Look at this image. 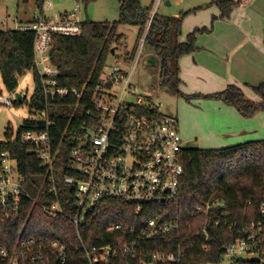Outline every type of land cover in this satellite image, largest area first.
Segmentation results:
<instances>
[{"label": "trees", "instance_id": "trees-1", "mask_svg": "<svg viewBox=\"0 0 264 264\" xmlns=\"http://www.w3.org/2000/svg\"><path fill=\"white\" fill-rule=\"evenodd\" d=\"M34 1L36 9L41 11L46 0ZM83 1L88 6L96 0ZM118 1V21L108 23L87 20L79 36L52 37L49 59L59 71V85L72 89L89 83L90 93L88 92L83 100V107L76 112L75 101L71 99L54 100L46 104L38 75L33 71L34 32L0 31V74L5 88L14 92L18 87V79L15 76L20 78L32 71L36 88L29 102L30 109L39 113L48 109L49 119L56 123L52 129L54 147L65 137L60 156L63 160L57 164L61 173L55 175L57 191L63 199L62 205L72 192L62 182L64 175H68L64 167L70 149V136L80 123L87 120L89 96L100 84L110 60L124 59L130 62L137 56L140 43L145 39L143 48L148 47L149 55L158 57L160 61L161 85L170 86L175 94L189 100V96L180 90L179 61L197 51L199 33L209 32L207 28L196 29L182 41L184 16L173 18L156 12L152 17L153 10L142 5L141 0ZM242 1L214 0L213 4L219 8L220 18L223 19L229 18ZM123 26L137 28V41L131 54L119 56L117 51L126 48L125 35L120 32ZM112 50H115L114 54ZM254 89L261 97L258 103L245 99L242 90L234 85L228 86L218 94L196 97L222 101L237 109L243 117L251 118L264 111V85ZM74 112L76 124H72L68 132H65ZM34 125L43 129L46 124L44 121H26L19 136ZM2 153H9L16 162L17 172L24 178L25 190L30 197L22 198L19 217L6 220L0 213V246L13 248L23 233L25 237L57 238L70 248H76L79 244L78 236L71 220L65 217L49 218L43 212L42 207L50 206L56 199L50 194L49 185L44 182L46 173L40 166L33 146L23 144L19 137L16 140L0 142V156ZM180 156L184 176L180 195L174 202L151 208L150 213L146 210V213L136 214L135 208L130 205L115 200H103L80 229L83 241L89 247L117 246V240L123 236L128 238L129 234L111 229L112 226L123 225L128 231L139 230L149 219L160 215L163 221L178 222L179 234H174L169 239L143 240L136 257H119L110 264H152V255L155 252L176 255L181 252L179 264L220 263L224 248L233 244L236 239L244 237L252 222L262 220L259 207L264 202V140L220 149L184 148ZM34 200L37 204H34ZM248 202H251V205H248ZM68 206L64 203V208H69ZM208 207L207 213L195 214L196 209L205 210ZM190 241L194 243L191 244ZM0 264L4 263L0 261ZM68 264L89 262L84 254L78 253Z\"/></svg>", "mask_w": 264, "mask_h": 264}, {"label": "built area", "instance_id": "built-area-1", "mask_svg": "<svg viewBox=\"0 0 264 264\" xmlns=\"http://www.w3.org/2000/svg\"><path fill=\"white\" fill-rule=\"evenodd\" d=\"M162 0H158L152 17ZM51 4L45 3L37 11L32 22L20 24L15 20L18 31H30L35 34L33 71L40 81L46 104L50 101L71 99L75 101V112L83 107L82 102L88 95L89 83L79 88H66L59 85L58 69L49 59L52 37L55 35L75 37L83 30L84 22L79 20V6L72 12L48 15ZM145 39L136 56L134 66L128 60L118 59L105 69L100 84L89 96L87 120L80 123L70 136V149L64 167L68 175L62 182L72 187L70 197L62 198L57 191L56 174L62 154L65 137L54 147L52 129L56 126L48 117L49 111L39 113L30 120L44 121L45 127L33 128L18 134L23 144L31 145L40 166L45 170V183L56 201L43 206L44 214L53 219L65 217L74 224L78 245L72 249L57 238L25 237L22 233L13 248L0 246V261L4 264H68L78 254H84L89 264H110L114 259L134 258L141 248L143 240L156 238L169 239L179 234L178 222L163 221L160 215L148 220L139 230H126L123 225L111 229L122 230L129 234L117 240V246L89 247L81 238L82 229L88 216L103 200H115L135 208L136 214L150 213L151 208L171 204L180 195L184 166L181 162L183 140L180 135L179 121L176 117L161 113L162 106L145 102L135 96L131 89V80L135 66L142 57ZM19 79V76H15ZM121 89L117 96L115 91ZM132 94L137 98L135 104L124 102L123 97ZM0 103L7 108L17 105L15 91L9 97L0 95ZM71 116L66 131L74 126ZM23 197H30L25 190V180L17 172V165L9 153L0 156V213L6 220L20 216ZM37 204V201H33ZM251 205V202H248ZM223 207V205H221ZM207 209L198 208L195 214L207 213ZM259 211L262 220L252 222L240 237L223 251L218 264H264V202ZM193 244V241H190ZM181 261V252H155L152 264L176 263ZM250 263H246V262ZM211 264V263H200Z\"/></svg>", "mask_w": 264, "mask_h": 264}, {"label": "rangeland", "instance_id": "rangeland-1", "mask_svg": "<svg viewBox=\"0 0 264 264\" xmlns=\"http://www.w3.org/2000/svg\"><path fill=\"white\" fill-rule=\"evenodd\" d=\"M243 1L234 9L229 18L223 19L220 18L219 8L213 4L214 0H171V7L162 3L157 8L158 14L162 16L173 18L184 16L182 41H185L187 35L196 29L207 28L209 31L199 33L196 43L197 51L182 58L184 82L188 87L181 88V82L180 90L189 96V100L175 94L170 86L161 85L160 64L155 68L145 64V58L150 54L148 47L142 49V57L135 66L131 80V89L135 91V96L142 97L145 102L152 105H161V113L178 119L184 148L220 149L264 139V111L258 112L251 118H246L237 109L222 101L196 97L203 94H218L228 86L234 85L242 90L245 99L255 103L261 101V97L254 88L264 85V65L262 67L264 56L261 55V50L251 44L250 36L244 35L242 39L239 36L236 39L234 34L239 30L256 31L258 27L264 28V0H250L241 8L243 10L241 14H243L240 16L244 17L243 21L249 25V29H242V21L237 17L240 13L238 9L244 3ZM46 3L51 4V9L46 11L51 16L72 12L76 6H79L77 14L79 20L83 22L90 20L114 23L120 18L118 0H96L88 6L83 0H46ZM141 3L151 7L152 10L156 7L154 0H141ZM37 11L34 0H0V31L16 29V18L23 21L32 19ZM252 12L255 13L254 16L250 15ZM120 32L125 35L126 48L117 51V54L119 56L129 55L136 46L138 30L134 27L123 26ZM231 32H233V40L230 38L224 40L227 33ZM222 36L223 50L226 53L223 55V70L220 55L210 56L206 50L219 46ZM141 44L142 42L140 47ZM250 47H252L251 53L246 54V50ZM220 49L216 48L214 52ZM252 56L263 61L260 65H254L251 62ZM136 59L135 57L131 60L129 65L134 66ZM114 61L115 59H111L109 63L112 64ZM258 73H261L263 77H258ZM207 77H212L215 81ZM196 81L200 82L199 89L192 87ZM35 88L34 74L32 71L27 72L18 79V87L15 90V93L26 95L25 101L11 108L0 103V142L15 139L24 123L35 116L29 106ZM194 90H199V93L203 94H198ZM210 92L217 93L209 94ZM11 93L5 88L0 74V95L9 97ZM114 94L119 96L121 89L115 91ZM135 96L126 94L123 100L135 104L137 101ZM67 188L72 190V187Z\"/></svg>", "mask_w": 264, "mask_h": 264}, {"label": "crops", "instance_id": "crops-1", "mask_svg": "<svg viewBox=\"0 0 264 264\" xmlns=\"http://www.w3.org/2000/svg\"><path fill=\"white\" fill-rule=\"evenodd\" d=\"M154 1H156V4H157V1L158 0H154ZM182 2V1H181ZM180 2V3H181ZM244 3L239 7V9L238 10H240V13H239V16L237 15V17H238V20H240V21H242L241 22V28L242 29H249V25L248 24H245L244 23V21H243V19H244V17H242V16H240V15H242L241 14V12L243 11L241 8L242 7H244L245 5H247L249 2H250V0H244L243 1ZM164 4L165 6H167V7H171L172 6V3H171V0H162V2L160 3V5L161 4ZM178 3V2H177ZM159 5V6H160ZM237 10V11H238ZM65 13H68V12H65ZM65 13H61V14H65ZM234 14H235V12H234ZM254 12H252V13H250V15L251 16H254ZM34 16H35V14L33 15V18L32 19H28V20H20L19 18H16L17 20H18V22H20L21 24H27V23H30V22H32L33 21V19H34ZM259 29L258 30H256V31H254V30H251V31H248V30H242V31H238V32H236L234 35H236L235 36V38L236 39H238V37L240 36V39H242V37L244 36V35H246L247 37H249L250 36V39H251V44L254 46V47H256L258 50H261V55H263L264 56V53H262V51L264 52V28L263 27H258ZM263 30V31H262ZM233 32H231V33H227V35H226V37L224 38V40H226V39H228V38H230L231 40H233ZM211 39V38H210ZM223 36L221 37V42H220V45L219 46H216L214 49H211V50H208V49H206L207 50V52H208V54L210 55V56H214V57H216L218 54L220 55V62H221V66H222V70H223V55H225L226 53H225V51L223 50ZM227 44V43H226ZM216 48H221L220 50H218V51H216V52H214V50L216 49ZM251 50H252V47H250L248 50H246V54H247V52H250L251 53ZM194 54V53H193ZM183 58V57H182ZM182 58L180 59V61H179V66H180V73H179V79L181 80V82H182V85H181V88H185V87H188V85L184 82L185 81V76H184V72H183V69H182V66H181V63H182ZM261 61H263L262 59H261ZM261 61H260V58H254L253 56L251 57V62H252V64H254V65H260V63H261ZM263 65H264V62L262 63V67H263ZM221 70V71H222ZM216 73V72H215ZM217 74V73H216ZM259 76H261V77H263L262 75H261V73H258V77ZM208 79H212V80H214V78H212V77H207ZM264 78V77H263ZM215 81V80H214ZM199 86H200V82L199 81H196L195 82V84L192 86L193 87V89H195V88H198L199 89ZM195 91V90H194ZM196 93H198V94H203L202 92L201 93H199V90H197V91H195ZM213 93H217V92H210L209 94H213ZM203 95H207V94H203ZM221 102V101H220ZM261 140H264V139H261ZM259 141V140H258ZM253 142V141H252ZM246 143V142H245ZM229 147H231V146H229Z\"/></svg>", "mask_w": 264, "mask_h": 264}, {"label": "water", "instance_id": "water-1", "mask_svg": "<svg viewBox=\"0 0 264 264\" xmlns=\"http://www.w3.org/2000/svg\"><path fill=\"white\" fill-rule=\"evenodd\" d=\"M114 53H115V50H112V54H114ZM145 64L149 67L155 68V67L159 66L160 61H159L158 57H156L154 55H148L145 58ZM25 98H26L25 94L16 93V101L18 103H22L25 100Z\"/></svg>", "mask_w": 264, "mask_h": 264}]
</instances>
